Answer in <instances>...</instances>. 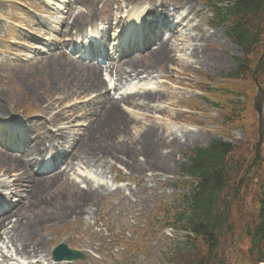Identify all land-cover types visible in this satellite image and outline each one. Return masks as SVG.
Here are the masks:
<instances>
[{"label": "rangeland", "instance_id": "374dc122", "mask_svg": "<svg viewBox=\"0 0 264 264\" xmlns=\"http://www.w3.org/2000/svg\"><path fill=\"white\" fill-rule=\"evenodd\" d=\"M161 3H165V6ZM127 6H135L137 14L146 12L148 8L159 11L175 8L179 11V23H183V27L175 38L170 39V59L167 62L154 64L150 71H145V75L134 79L129 76L133 75L135 69L142 71L149 66V52L123 58V61L133 59L135 67L120 69L112 66L106 70L110 63L108 61L107 68L102 70L103 75L97 71L100 90L88 91L84 96L76 94L87 90L78 78L67 76L68 79L61 78L60 83L45 77L50 81L49 86L46 87L44 82L40 83L41 78L37 75L49 66L47 59L64 54L67 42L72 44L76 37L84 35L86 28L106 25L110 18L111 23L115 24L117 7L125 9ZM188 10H192L190 15ZM91 15L92 21L88 17ZM69 16L72 17L71 21H68ZM211 17L210 9L199 0H0V104L10 116L8 122L19 125L26 121H38L43 124L39 129L46 127L57 138H62L58 132L62 129L66 138L74 136L77 141L84 138L85 144H91L89 133L93 119L100 118V113L111 112L110 108L113 107V110L120 112L121 122L117 120L110 127L101 124L100 134L103 136H99L100 141L110 139L111 147L122 145L129 147L128 152L134 153V157L116 153L117 157L102 159L101 165H85L93 175L91 177L86 176L83 170L80 174L73 175L72 184L80 193H87L90 188L96 190L100 186L98 182L103 183V198L95 205L87 203L83 206V220L73 216L65 224L49 221L42 227L46 263L59 264L52 260V251L61 244L84 256V260L68 264H171V259L175 262L174 250L178 249L179 244L183 245L185 233H182V227V232H179V225L177 229L172 225L165 227L168 225L165 215L169 216L170 224L173 222L171 218L177 213L190 216L184 200L191 194L192 181L182 177L181 169L188 161L186 154L190 150L207 148L214 138L230 142L228 145L232 148L235 146L232 163L240 166L233 167L235 173L230 171L231 181L223 194V200H230L233 204L232 215L230 214L232 230L229 229L232 233L221 240L219 253L223 255L214 263L249 262L246 259L249 242L247 232L251 233V224L256 219L258 192L255 187L247 189L246 181L240 185L238 183L250 172L252 182L256 185V177L262 174L259 167L264 158V144L260 150L261 160L254 161L259 132L254 100L258 94L264 103V70L256 76L262 92L259 90L257 93L258 87L253 84L252 76L242 77L240 81H224L225 75L235 68L236 58L242 54L226 36L224 27H211ZM74 18H79L82 27L73 36V32L70 35L66 32V26ZM86 22L89 24L86 25ZM122 22L124 25V21ZM193 53L198 55L194 59ZM263 54L260 51L253 56V71ZM68 59L80 70L89 67L79 63L74 57L68 56ZM111 78L115 79L116 88L121 92L129 84L137 87L150 85V95H155L156 99L144 101L137 94L135 100L130 102L132 104L121 102L115 105L106 82V79ZM209 80H213L218 89L222 88L223 93H219L215 100H218L220 108L212 105L215 104L213 99L200 93V88L205 87V82ZM55 83H60V86L55 87ZM100 98L104 103L98 104ZM90 101L95 103L89 104ZM122 108L132 110L133 115L126 117ZM58 115L63 117V124H53L54 116ZM226 115L235 121V129L226 127ZM262 122L264 127V110ZM150 128L163 141L158 149L162 160H149L148 166L144 155L140 153V138ZM29 135L31 134L25 133L22 138ZM26 144V141L20 138L14 140L4 132L0 139V158L17 155L22 148L28 147ZM101 144L105 146V142ZM93 148L88 149L97 157L100 150ZM71 153L69 149V154ZM79 153L75 152L73 155L79 159L86 157ZM134 162L147 167L141 165L144 169L142 171L133 169L131 166ZM232 163L229 162L230 165L237 166ZM253 164L257 167H253ZM87 179L93 182L86 181ZM7 181L9 182L8 179ZM118 183H122L121 187L115 189ZM233 183H236V187L232 193ZM65 185H68L67 182ZM53 186L55 185L47 188L50 189L45 196L46 202L53 204L59 201L62 205L60 208L73 210L77 200L76 191L62 187L54 192L58 187ZM1 190L5 191L4 188ZM29 202L30 198L26 206L24 194L12 195L11 203L17 208L11 216L9 214L3 218L10 216L27 222L28 218L37 213V209L29 208ZM165 231L170 232L171 236L165 235ZM188 235L186 233L185 237H189ZM230 238L234 242L231 246ZM202 246L201 242L195 241L194 252L204 254ZM192 248L190 254L193 253ZM92 252L100 260L87 255ZM187 257L191 259V255L188 254ZM189 259L181 261V264L190 263Z\"/></svg>", "mask_w": 264, "mask_h": 264}, {"label": "bare ground", "instance_id": "6f19581e", "mask_svg": "<svg viewBox=\"0 0 264 264\" xmlns=\"http://www.w3.org/2000/svg\"><path fill=\"white\" fill-rule=\"evenodd\" d=\"M161 5L165 6V3H161ZM151 11L159 12V10L153 8ZM191 11L188 10V15L191 14ZM173 13L175 12L173 11ZM88 17L90 21L93 20L92 15ZM71 19L72 17L69 16L68 21H71ZM78 19L79 18H74L71 23L67 24L66 32L69 35L72 34V32L77 33L81 31L80 28L82 27V25L79 24ZM88 24L89 22H86V25ZM139 40H142V38H139ZM157 42H159V45L157 44V50L148 53L150 56L149 66L144 67L142 71H139L138 69L134 70L133 75L136 76V78L141 77V75H145V71H150L154 64L164 63L170 59L168 46L170 39H161L158 35L156 43ZM196 55V53H193V59L196 58ZM47 61L49 66L37 75L39 78H41L40 83L44 82L46 87L49 86L50 81H47L45 77L51 78L52 82L59 81L61 83V78L68 79V76L69 78H78L82 86L87 88V90L79 91L78 93H76L80 94V96H84L88 91L97 92L100 90L101 84L98 81L99 78L97 77V71L99 68L95 67L94 69L88 68L80 70L74 63L69 62V59L65 54L56 55L47 59ZM14 66L18 67L17 65ZM135 66L136 62L133 59L127 60L119 65L120 69H122L123 67L129 68ZM46 71H48V73H46ZM41 75L44 76L41 77ZM30 77L33 78L35 76ZM79 77H82V79H79ZM60 83H55L54 86H60ZM44 84L42 86H44ZM141 98L144 101H150L156 99V96L145 95ZM132 100L134 101L135 99L129 97L126 101H123V103L132 104L130 103L132 102ZM94 103V101L89 102V104ZM99 103H104L102 98H100L98 104ZM110 111L111 112H103V114L100 113V118L93 119L92 129L89 133L91 137L89 139V142L91 144H85L84 138L80 139L79 141H77L78 139H76L74 136L66 138L63 135L64 132L62 131V129L58 131L60 133V136L62 137L61 140L63 141V143H65V145L69 146V149L72 152L70 155H66L65 157H63L65 165V169L63 171H53L46 178L43 177L42 179L38 178V174H35L33 172L34 166H37L39 160L45 159V155L48 154L46 152L57 151V147L59 145V140L56 135H50V131L46 130V127H43L39 130V128L43 126V124L39 123L38 121H35L32 124H27L33 139V142L27 152L18 153L15 156H2V158H0V188L4 187L5 190L8 188V192H12V194L16 196L24 194L26 206L27 200L28 198H30L29 208L33 207L37 209V213L34 215V217L28 218L27 222L22 221L21 218H13L10 216L0 219V259H2V262L0 261V264H10V261H16L15 263L18 264H24L17 260L18 257H21L24 261L35 260L34 262L30 261L28 264H43L42 256L45 250V241L43 240L41 235L42 227L49 221L53 222L54 224H65L69 222L73 218V216L78 220H83L85 219L83 217V206L87 203H93L95 205L97 202H99V199L103 198L101 192L103 189H105L103 186H97L96 190H92L90 188L87 193H80L79 191H77L78 188L73 185L72 182H70V176L74 174L76 167H78L80 164H88V166L101 165L100 162H102V159L110 157L114 158L116 156V153L122 154L123 156L134 157V153H130L127 151V148L129 147L126 148L122 145H114L113 147H111L110 139L100 141L99 136H103V134H100L102 132L101 124L108 125L110 127V124L117 120L121 122V116L119 114L120 112L117 109L113 110V107L110 108ZM95 113H97L96 110ZM106 113L107 116L105 117ZM114 116L115 118L113 119L112 117ZM9 117L10 116L8 115V113L4 112V107L0 104V122L4 123L3 120H6V118L8 120ZM54 117L55 118L53 124L55 122L57 124H60L63 120L62 116L58 115ZM63 123L64 121L62 122V124ZM68 126L73 128V126H70L69 123ZM38 130L39 132L36 135ZM1 133H3L2 130H0V134ZM162 141V138L159 137L158 133L152 130V128L146 130V132H144L141 136L140 153L144 155L148 166H150L149 160H162V158L159 156L160 153L158 150L159 145ZM101 142H105V146L102 145ZM91 147H94L93 150H100L97 157H95L92 154V151L88 149ZM75 152H80V155H85L86 157L79 159L78 157H75L73 155ZM100 153L101 155H99ZM105 153L107 154L104 155ZM141 165L143 164L134 162L131 168H136L142 171L144 169ZM147 165L143 166L147 167ZM54 167L55 166H53V168ZM55 168H57V166ZM3 178L5 180H1ZM7 179L9 180V182L7 181ZM64 181L67 182L68 185H65ZM48 182H50V184H48ZM51 185H55L53 187H58L55 190L53 188L54 192L62 187H67L68 190H73V192L76 191L77 200L75 208L73 210L71 208L70 210L60 208L62 205L59 204V201H55V203L53 204H49L46 202L47 198H45V196L47 194V191H49L50 189L49 188L47 190V188ZM31 242H33V244H31ZM6 249H9V251H6Z\"/></svg>", "mask_w": 264, "mask_h": 264}, {"label": "trees", "instance_id": "16d2710c", "mask_svg": "<svg viewBox=\"0 0 264 264\" xmlns=\"http://www.w3.org/2000/svg\"><path fill=\"white\" fill-rule=\"evenodd\" d=\"M208 1L216 6L218 3L226 4L225 9L218 11L217 18L220 23L228 24V37L243 53V57L237 59V68L226 74L225 78L229 81H239L242 77H250L253 72V56L260 51L264 52V0ZM234 149L216 139L208 149L194 150L189 157L190 164L183 167V172L196 181V187L191 197L186 199L190 216L179 215L178 223L192 234L194 240L190 236L187 238L189 250L186 254L179 251L177 264L187 261L188 254L191 255L192 264L214 263L220 252L221 239L232 233L229 229L233 204L230 200H223V194L231 181L230 171L234 172L228 159ZM259 169L262 174L256 177L257 184L252 186L258 192V207L256 219L251 224L252 235L249 240L247 264H264V158ZM234 184L232 193L236 187V183ZM195 241L201 242L204 254L198 255L194 252ZM191 259L190 263L186 264H191ZM170 261L173 262V259Z\"/></svg>", "mask_w": 264, "mask_h": 264}, {"label": "water", "instance_id": "95a60500", "mask_svg": "<svg viewBox=\"0 0 264 264\" xmlns=\"http://www.w3.org/2000/svg\"><path fill=\"white\" fill-rule=\"evenodd\" d=\"M263 63L260 64V66H262ZM255 81H257V79H255ZM260 92H262V89L260 88ZM261 105H262V102H259L256 106V111L259 115V117H261ZM260 129H261V122H260ZM263 142V131H260V142L257 144V148L259 150L261 144ZM60 252L61 254H55V259L58 260V261H61V260H76V259H80L82 258V256L77 253V252H73V251H69L65 246H61L60 247Z\"/></svg>", "mask_w": 264, "mask_h": 264}]
</instances>
